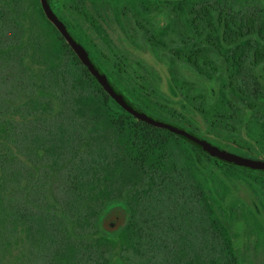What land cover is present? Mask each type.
Wrapping results in <instances>:
<instances>
[{
    "label": "trees",
    "instance_id": "obj_1",
    "mask_svg": "<svg viewBox=\"0 0 264 264\" xmlns=\"http://www.w3.org/2000/svg\"><path fill=\"white\" fill-rule=\"evenodd\" d=\"M25 16L23 0H0V264L200 260L217 228L199 153L123 110L47 19L27 29ZM257 30L264 39V19ZM255 80L238 84L264 100ZM114 201L130 216L110 235L100 216Z\"/></svg>",
    "mask_w": 264,
    "mask_h": 264
},
{
    "label": "flooded vegetation",
    "instance_id": "obj_2",
    "mask_svg": "<svg viewBox=\"0 0 264 264\" xmlns=\"http://www.w3.org/2000/svg\"><path fill=\"white\" fill-rule=\"evenodd\" d=\"M48 3L95 67L107 79L120 78L114 86L129 103L218 147L264 161V100L238 84L241 77L243 87L253 89L257 78L264 86V53L256 55V48L264 52L257 30L264 0ZM23 4L27 29H39L46 19L54 26L40 0ZM222 95L226 99L218 102ZM182 140L200 155V184H215L209 200L217 229L199 239L200 260L169 264H264V171L210 156L227 164L221 165ZM208 242L217 260L206 259ZM180 245L177 240L172 248Z\"/></svg>",
    "mask_w": 264,
    "mask_h": 264
},
{
    "label": "water",
    "instance_id": "obj_3",
    "mask_svg": "<svg viewBox=\"0 0 264 264\" xmlns=\"http://www.w3.org/2000/svg\"><path fill=\"white\" fill-rule=\"evenodd\" d=\"M41 6L46 17L54 24L58 31L62 34L66 42L70 45L72 50L76 53L82 64L87 68L89 73L95 78L99 85L106 91V93L118 104L123 110L130 113L133 117L150 125L164 128L178 137L184 139L196 148L206 152L220 161L238 165L242 167L258 169L264 171V161L256 160L249 157H244L236 153L225 150L213 143L196 136L194 133L186 131L171 123L160 121L144 111L137 108L135 105L129 103L122 94H120L114 86L111 85L107 77L95 67L90 57L84 48L75 41L73 36L66 29L65 25L54 15L48 0H40ZM130 211L126 203L121 201H114L109 203L103 210L100 216V227L108 232L110 235L117 234L129 221Z\"/></svg>",
    "mask_w": 264,
    "mask_h": 264
}]
</instances>
